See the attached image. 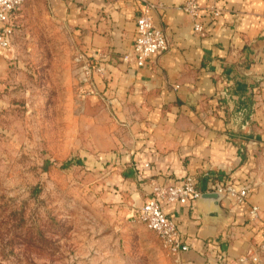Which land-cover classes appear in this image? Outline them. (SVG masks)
I'll return each mask as SVG.
<instances>
[{
  "label": "crops",
  "instance_id": "0c3cea01",
  "mask_svg": "<svg viewBox=\"0 0 264 264\" xmlns=\"http://www.w3.org/2000/svg\"><path fill=\"white\" fill-rule=\"evenodd\" d=\"M145 1L167 39L138 66L131 57ZM186 0H50L74 27L85 52L102 64L110 97L132 138L120 178L134 212L155 184L192 175L203 193L216 184L250 191L237 201L197 198L162 206L188 249L181 264H232L264 238V0H199L203 33L182 9ZM0 48V81L8 70ZM258 207V216L250 211Z\"/></svg>",
  "mask_w": 264,
  "mask_h": 264
},
{
  "label": "rangeland",
  "instance_id": "374dc122",
  "mask_svg": "<svg viewBox=\"0 0 264 264\" xmlns=\"http://www.w3.org/2000/svg\"><path fill=\"white\" fill-rule=\"evenodd\" d=\"M84 46L50 0L17 11L0 81V264H181L131 211L132 138L109 78L82 80Z\"/></svg>",
  "mask_w": 264,
  "mask_h": 264
},
{
  "label": "built area",
  "instance_id": "2783aa9c",
  "mask_svg": "<svg viewBox=\"0 0 264 264\" xmlns=\"http://www.w3.org/2000/svg\"><path fill=\"white\" fill-rule=\"evenodd\" d=\"M25 1L0 0V48L3 50H8L11 46L16 31V13ZM155 8V3L145 1L143 11L136 19V31L131 52L124 56L126 60L132 57L138 66L144 65L146 60L153 55L163 52L169 44L165 33L154 25L153 12ZM182 9L191 18L194 30L199 33L204 31V25L200 22L202 10L214 17L220 15V9L213 5L203 8L199 0H186ZM106 57V53L100 52L97 58L105 59ZM97 58L91 57L89 54L78 56L77 61L81 65L83 81H90L93 76L103 72L102 64L95 60ZM212 190L242 201L247 197L250 187L216 184ZM201 194L202 192L196 187V181L192 175L186 176L179 183L155 184L151 197L134 211V215L158 235L167 251L178 257L181 251L188 249V246L181 240L176 222L168 217L162 203L186 204L199 198ZM249 215L250 218H256L258 207L254 206ZM262 232L264 235V226ZM232 264H264V238L255 248L237 257Z\"/></svg>",
  "mask_w": 264,
  "mask_h": 264
},
{
  "label": "water",
  "instance_id": "95a60500",
  "mask_svg": "<svg viewBox=\"0 0 264 264\" xmlns=\"http://www.w3.org/2000/svg\"><path fill=\"white\" fill-rule=\"evenodd\" d=\"M225 197L224 193L219 192V191H207L203 192L200 195V198L202 199H211L214 200L216 204H219V202Z\"/></svg>",
  "mask_w": 264,
  "mask_h": 264
},
{
  "label": "trees",
  "instance_id": "16d2710c",
  "mask_svg": "<svg viewBox=\"0 0 264 264\" xmlns=\"http://www.w3.org/2000/svg\"><path fill=\"white\" fill-rule=\"evenodd\" d=\"M78 160H74V159H69L68 161H66L63 165L65 166V167H68L69 165H71L72 163H74V162H77ZM47 165H48V163H46L45 164V167H47Z\"/></svg>",
  "mask_w": 264,
  "mask_h": 264
}]
</instances>
